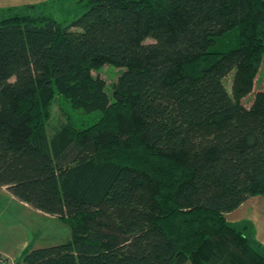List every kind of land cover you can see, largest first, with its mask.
<instances>
[{
	"label": "trees",
	"instance_id": "obj_1",
	"mask_svg": "<svg viewBox=\"0 0 264 264\" xmlns=\"http://www.w3.org/2000/svg\"><path fill=\"white\" fill-rule=\"evenodd\" d=\"M53 2L0 9V186L72 239L13 264H264L225 216L264 195V0ZM56 97L99 116L49 136Z\"/></svg>",
	"mask_w": 264,
	"mask_h": 264
},
{
	"label": "rangeland",
	"instance_id": "obj_2",
	"mask_svg": "<svg viewBox=\"0 0 264 264\" xmlns=\"http://www.w3.org/2000/svg\"><path fill=\"white\" fill-rule=\"evenodd\" d=\"M32 0H19V3L27 4ZM87 0H54L45 8H36L34 13L40 15L53 16L62 22L69 23L78 18L87 9ZM15 2H12L13 6ZM86 4V5H85ZM44 11V13L42 12ZM5 13L0 12V18ZM152 39L148 38L147 42ZM124 68L114 65H105L92 71L95 78H101L106 82L107 90H111L112 84L117 80ZM235 70L228 73L224 79L225 85L230 93L233 91ZM256 89L264 87V63L259 72ZM253 93L248 95L243 103L250 104ZM51 117L46 125V132L50 136L53 129L60 121L71 120L75 124L85 125L93 122L99 111L87 113L83 109L74 107L63 101L61 97H56L50 108ZM0 188V246L10 251L12 256L18 259L23 250L17 252L23 241L27 242L28 249L40 246L54 245L72 239L69 224L64 220L51 215L40 214L31 206L20 204L19 201L10 198L6 191L7 187ZM244 203V202H243ZM16 254V255H15Z\"/></svg>",
	"mask_w": 264,
	"mask_h": 264
},
{
	"label": "crops",
	"instance_id": "obj_3",
	"mask_svg": "<svg viewBox=\"0 0 264 264\" xmlns=\"http://www.w3.org/2000/svg\"><path fill=\"white\" fill-rule=\"evenodd\" d=\"M46 1L48 0H32L28 2L27 4H37V3H42ZM12 2H15L13 6H11ZM23 5L19 3V0H0V9H7L10 7L17 8ZM0 188H4V187L0 186ZM6 193L13 200L19 201L20 204L28 206V204L18 200L8 189ZM33 211H35V209ZM36 211L38 213L41 212L40 214H43V215L45 214V216L49 215L39 210H36ZM225 216L229 222H231L238 228L240 229L244 228L246 230V234L253 240L259 242L264 248V195H257V196L250 197L235 210L231 212H227ZM26 245H27V242L23 241L21 244V247L17 248L18 250L15 253L17 254L18 251H21V250H23V252L28 250L29 246L27 247ZM0 257L7 259V261H10V262H14L15 260H17L15 256H12L10 254V251L8 249L3 248L2 246H0ZM186 264H189V263H186Z\"/></svg>",
	"mask_w": 264,
	"mask_h": 264
},
{
	"label": "built area",
	"instance_id": "obj_4",
	"mask_svg": "<svg viewBox=\"0 0 264 264\" xmlns=\"http://www.w3.org/2000/svg\"><path fill=\"white\" fill-rule=\"evenodd\" d=\"M0 264H13V262L7 261V259L0 257Z\"/></svg>",
	"mask_w": 264,
	"mask_h": 264
},
{
	"label": "water",
	"instance_id": "obj_5",
	"mask_svg": "<svg viewBox=\"0 0 264 264\" xmlns=\"http://www.w3.org/2000/svg\"><path fill=\"white\" fill-rule=\"evenodd\" d=\"M19 260H20V257L17 259V262H19Z\"/></svg>",
	"mask_w": 264,
	"mask_h": 264
}]
</instances>
